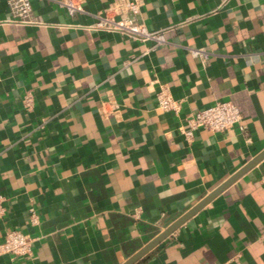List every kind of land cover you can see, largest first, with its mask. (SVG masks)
<instances>
[{
    "label": "crops",
    "instance_id": "crops-1",
    "mask_svg": "<svg viewBox=\"0 0 264 264\" xmlns=\"http://www.w3.org/2000/svg\"><path fill=\"white\" fill-rule=\"evenodd\" d=\"M58 1L32 0L45 25L0 24V242L10 229L35 240L0 264H125L264 153V0H144L140 21L174 27L154 50L79 28L112 0L74 17ZM160 84L180 116L157 107ZM220 101L244 129L188 140L185 118ZM108 103L119 110L103 118ZM136 264H264V159Z\"/></svg>",
    "mask_w": 264,
    "mask_h": 264
},
{
    "label": "built area",
    "instance_id": "built-area-1",
    "mask_svg": "<svg viewBox=\"0 0 264 264\" xmlns=\"http://www.w3.org/2000/svg\"><path fill=\"white\" fill-rule=\"evenodd\" d=\"M86 0H59V6L70 16L84 14L83 5ZM144 0H112L103 10L93 15L95 21L92 24L79 26L90 32L119 33L133 41L153 43L152 50L157 46L168 43L166 32L173 29L169 27L162 30H151L139 20ZM8 14L0 24H12L17 26H41L45 25L37 20L33 13L32 0H7ZM191 55L201 61L209 58V52L201 48H189ZM27 109H32L34 97L28 93L24 98ZM157 107L175 116H180L182 101L174 98L170 87L160 84L156 92ZM111 110L102 108L103 118L118 112V106L108 103ZM186 128L181 132L188 140H193L195 132L201 129L223 133L233 127L244 129L243 116L240 110L230 101H220L213 107L201 110L185 118ZM6 198L0 194V221L6 215ZM30 223L39 224V215L34 209L30 210ZM34 238L19 230H7L2 242H0V257L11 255L13 257L31 256L33 253Z\"/></svg>",
    "mask_w": 264,
    "mask_h": 264
},
{
    "label": "water",
    "instance_id": "water-1",
    "mask_svg": "<svg viewBox=\"0 0 264 264\" xmlns=\"http://www.w3.org/2000/svg\"><path fill=\"white\" fill-rule=\"evenodd\" d=\"M262 159H264V153L260 155L253 162L245 166L238 173H236L231 179L226 181L219 188L214 190L208 196H206L200 203L188 211L185 215L180 217L175 223L168 227L162 234H160L156 239L151 241L146 247L139 251L136 255L130 258L125 264H136L139 260L145 257L149 252L156 248L161 242H163L167 237H169L176 229H178L187 220L198 213L202 208H204L208 203H210L216 196L224 192L228 187L235 183L239 178H241L245 173L251 170L255 165H257Z\"/></svg>",
    "mask_w": 264,
    "mask_h": 264
}]
</instances>
